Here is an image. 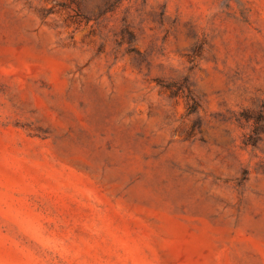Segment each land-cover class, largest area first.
Segmentation results:
<instances>
[{"label":"clouds","instance_id":"clouds-1","mask_svg":"<svg viewBox=\"0 0 264 264\" xmlns=\"http://www.w3.org/2000/svg\"><path fill=\"white\" fill-rule=\"evenodd\" d=\"M0 264H264V0H0Z\"/></svg>","mask_w":264,"mask_h":264}]
</instances>
